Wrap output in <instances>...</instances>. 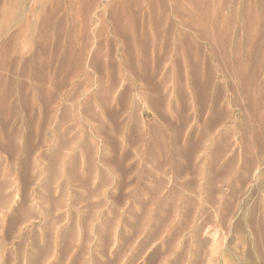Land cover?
<instances>
[{
	"label": "rangeland",
	"instance_id": "374dc122",
	"mask_svg": "<svg viewBox=\"0 0 264 264\" xmlns=\"http://www.w3.org/2000/svg\"><path fill=\"white\" fill-rule=\"evenodd\" d=\"M129 1L0 0V264H107L158 165L170 220L118 264H264V0Z\"/></svg>",
	"mask_w": 264,
	"mask_h": 264
},
{
	"label": "crops",
	"instance_id": "0c3cea01",
	"mask_svg": "<svg viewBox=\"0 0 264 264\" xmlns=\"http://www.w3.org/2000/svg\"><path fill=\"white\" fill-rule=\"evenodd\" d=\"M157 171V173L159 174V176H156L155 179H153V184H156V187L154 189V196L153 197H147V198H138V199H134L132 198V200L130 201V205L133 206V208L131 209L130 213H126L123 210V206L129 205L127 202V200H124L123 198H113V203L111 204V206H115L118 207V209H113V210H109V212H107L106 214H104L105 220H106V224H104V226H101L98 228V231L100 234H105L104 237H102L103 239V246H109L112 243V239H113V234L116 232V229L113 226V223H117V222H123L125 221H136L138 223L134 224V225H130L128 226V228L132 231L131 234L128 233V235H124L121 239L119 244L115 247V251L113 252V258L109 259L107 264H118V262H120L121 260V254L124 252V246L129 244L130 242H132V240L137 241L138 239H140V236H143V240L139 241V243L136 244V248L134 250V254H146L149 249L148 247L150 245H152L154 243V240L157 238V232H160V229L162 226L157 225L156 228L157 230L148 233H144V229L146 227V222H148L149 220H154L157 222H163L165 220H170V215L168 214V217L165 218V215H157L155 213H153L154 210L149 209L150 206H162V205H168L169 202L165 200V198L162 197H157L155 196L156 191H161L165 185L164 179L162 178L161 174L162 173H166V171L164 170V167H162L161 165H158L157 167H155ZM149 186V185H148ZM148 189H150L148 187ZM158 193V192H157ZM160 194V193H159ZM103 203H100L99 206H103ZM136 206H138L139 208H137ZM141 207V208H140ZM96 209H91V212L97 213L95 212ZM100 211V210H99ZM129 212V211H128ZM155 216H158L157 218ZM159 256V254L163 253V254H170V248L168 249V251H158L156 252ZM155 256V254H154ZM156 258L152 257L149 259L148 263L152 264L153 262L155 263Z\"/></svg>",
	"mask_w": 264,
	"mask_h": 264
},
{
	"label": "bare ground",
	"instance_id": "6f19581e",
	"mask_svg": "<svg viewBox=\"0 0 264 264\" xmlns=\"http://www.w3.org/2000/svg\"><path fill=\"white\" fill-rule=\"evenodd\" d=\"M124 2H126V1H124ZM128 2H130L129 0H128ZM134 11V10H133ZM119 14V13H118ZM120 15V14H119ZM126 18V17H125ZM133 22H135V21H133ZM134 29H135V27H134V25H131V30L132 31H134ZM12 39V38H11ZM143 49H144V47H142ZM145 50V49H144ZM146 51V50H145ZM71 56V58H74L72 55H70ZM249 59L251 60L252 59V57L251 56H249ZM185 60H188L187 58H185ZM138 62V61H137ZM64 65H62L63 67L65 66V63H63ZM138 66H140L141 67V63L139 62V65ZM110 71H114V69H113V67H114V65L113 64H110L109 66H106ZM192 68H195V66L193 65L192 66ZM192 68H190L191 69V71H192ZM262 68V67H261ZM262 70V69H261ZM263 71H264V66H263ZM154 73V72H153ZM151 74V76H150V80H153L155 83H157L158 84V82L157 81H155V78H154V74ZM193 75H192V79L194 78V80H193V84H194V92L196 93V95H198L199 96V94H200V98H199V101H200V103H199V106L200 107H198L197 109L199 110V111H201V110H203L204 109V104L207 102V100H208V94L206 95V91H205V89H209V87H210V85H209V83L210 84H212L211 83V79H210V76H208L207 77V81H208V83H206L205 84V86H202V85H200V83L197 81V71H193V73H192ZM251 74H253V72H251ZM250 74V78H252L253 77V75H251ZM118 76H119V74H118V72H117V74H116V72L114 73V74H112V84H115L116 83V81H117V79H118ZM181 77V75H179V76H176V80L178 81V78H180ZM182 78V77H181ZM241 78H243V76H241ZM245 78V77H244ZM150 84V83H149ZM179 87L180 86H178L177 87V90H179ZM153 88V87H152ZM157 89L159 90V92L161 91V89H162V85H160L159 87H157ZM221 91V88L220 87H218L217 88V96H219V92ZM99 92V91H98ZM156 93V92H155ZM46 97V98H45ZM43 101H44V104H45V107H44V112H45V116H48L49 115V112L53 109V103H54V95L53 94H49V93H46L45 95H44V99H43ZM222 114V111L221 110H213V112H212V114H211V117H210V119H208V121L205 123V129L207 130L208 128H210L215 122H216V120H218L219 119V117H220V115ZM185 117H186V115H185ZM181 130V129H180ZM181 132V131H180ZM29 137V136H28ZM0 143H1V141H0ZM150 144H152V143H150ZM189 145H191V143H189L188 144V146ZM33 146H34V142H32V140H30V141H28V144H27V150H31L32 148H33ZM162 146V145H161ZM186 147H187V145H186ZM174 264H176V263H174Z\"/></svg>",
	"mask_w": 264,
	"mask_h": 264
}]
</instances>
